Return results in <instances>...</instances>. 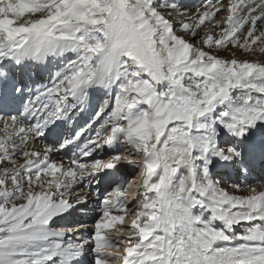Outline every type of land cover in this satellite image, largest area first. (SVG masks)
<instances>
[{"label":"snow or ice","instance_id":"6c2138e0","mask_svg":"<svg viewBox=\"0 0 264 264\" xmlns=\"http://www.w3.org/2000/svg\"><path fill=\"white\" fill-rule=\"evenodd\" d=\"M0 264H264V0H0Z\"/></svg>","mask_w":264,"mask_h":264},{"label":"bare ground","instance_id":"6f19581e","mask_svg":"<svg viewBox=\"0 0 264 264\" xmlns=\"http://www.w3.org/2000/svg\"><path fill=\"white\" fill-rule=\"evenodd\" d=\"M189 3H197L198 0H188ZM237 231H239V229H237Z\"/></svg>","mask_w":264,"mask_h":264}]
</instances>
